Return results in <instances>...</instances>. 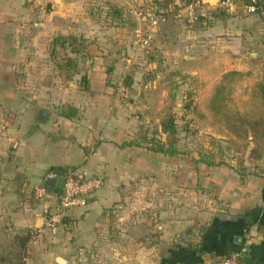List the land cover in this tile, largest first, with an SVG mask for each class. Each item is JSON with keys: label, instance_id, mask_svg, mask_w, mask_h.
I'll return each mask as SVG.
<instances>
[{"label": "crops", "instance_id": "crops-1", "mask_svg": "<svg viewBox=\"0 0 264 264\" xmlns=\"http://www.w3.org/2000/svg\"><path fill=\"white\" fill-rule=\"evenodd\" d=\"M126 1L134 0H0V264H14L11 251L24 235L23 264H58L57 257L61 264H211L233 253L240 264H264L263 175L241 180L232 165L126 145L157 124L156 96L161 106L166 99L161 83H143L150 65L132 31L94 13ZM208 2L218 10L217 0ZM244 7L207 28L170 20L164 27L176 36L159 34L154 46L174 64L230 34L247 46L254 16ZM257 17L264 23V11ZM59 35L87 40L76 73L55 65ZM124 77L131 84L122 95ZM54 169L98 177L102 186L54 231H42L32 188Z\"/></svg>", "mask_w": 264, "mask_h": 264}, {"label": "rangeland", "instance_id": "rangeland-1", "mask_svg": "<svg viewBox=\"0 0 264 264\" xmlns=\"http://www.w3.org/2000/svg\"><path fill=\"white\" fill-rule=\"evenodd\" d=\"M144 1H126L120 8L124 14V29L132 31L130 40L134 39V29H145V24L133 13ZM235 1L236 7L242 9L248 0ZM158 4L160 7L163 5ZM102 11L99 7L94 13H103ZM248 15L254 17L252 24L248 25L251 35L247 46L246 41L239 36H220L218 44L213 45L215 48L208 46L203 54L194 52L192 56L182 60L191 63L174 64L154 46L159 34L164 36L173 33L176 36L174 31L171 32V29L162 25L157 32L150 34L151 48H140L137 52L140 58L145 59L146 66L150 65L144 71L146 83H143H161L162 89L166 91L163 106L159 104L160 94L156 96L160 110L157 114L158 122L151 129L159 128L161 120L172 113L177 127L175 146L188 153L191 160L209 149L213 143L215 147H221V158L229 165L240 171L249 170L264 176V116L253 99L257 85L264 80V25L261 27L263 22L258 20L257 15ZM250 52H254L250 55L251 58L248 55ZM60 57L61 54L58 55ZM256 59L259 61L255 62ZM250 61L252 64L248 63ZM41 69L47 72L51 65H42ZM71 83L75 84L72 80ZM124 89L126 90L120 84L118 92L125 95L122 91ZM170 91L175 93L173 100L169 97ZM186 95H190V98L186 99ZM185 103L187 106L184 109Z\"/></svg>", "mask_w": 264, "mask_h": 264}, {"label": "built area", "instance_id": "built-area-1", "mask_svg": "<svg viewBox=\"0 0 264 264\" xmlns=\"http://www.w3.org/2000/svg\"><path fill=\"white\" fill-rule=\"evenodd\" d=\"M34 1L23 0L30 6ZM217 3L226 14L234 13L235 0H217ZM256 4V0H249V4L244 7L245 12L255 14L258 10ZM210 5L208 0H170L163 8L152 0L142 2L141 6L133 11L134 15L145 24V29L138 27L133 30L138 46L149 50L151 48L150 34L157 32L170 20L186 27L196 23L201 27L206 26V21L211 19L206 15ZM61 176L64 181L63 187L58 195L52 194L53 199L48 198V190L45 186L39 185L32 188L35 199L42 203L44 217L42 231L44 229L54 231L72 208L84 206L87 198L102 186L100 178L86 176L78 170H68ZM211 264H240V253L230 254Z\"/></svg>", "mask_w": 264, "mask_h": 264}, {"label": "trees", "instance_id": "trees-1", "mask_svg": "<svg viewBox=\"0 0 264 264\" xmlns=\"http://www.w3.org/2000/svg\"><path fill=\"white\" fill-rule=\"evenodd\" d=\"M152 1L156 2L157 4L163 3L162 7L165 8L170 0H152ZM256 2H257L256 5L258 10L256 11L255 15H259L264 11V0H256ZM248 4H249V0L247 1L246 5ZM102 12L106 13V16L111 17L112 20H119L122 22L123 17L121 18L122 13L120 9L107 6L106 9H104ZM223 14H225V12L220 8H218L217 11L216 10L206 11V15L210 16L211 19L206 21V26H203L202 28H207L213 22L214 19L222 18ZM52 42H53V49L51 51V55L58 58V55L61 54V57L58 58L59 61H57L55 64L56 67L59 70L66 72V74L68 72L76 73L78 70L77 58L79 56L85 55L88 46L87 40L78 35H68V36L59 35L54 37ZM189 63L191 62L182 61L181 65H187ZM183 77H187V76H183ZM144 83H146V80L144 81ZM130 84H131V79L129 77H124L122 80V85L125 88H128ZM84 88L87 89L86 83ZM169 97L171 100H173L175 97V93L170 91ZM187 98H190V95H186V99ZM253 99L256 102V105L259 107L260 112L264 116V80L257 85V92L254 94ZM186 106L187 103L183 105V108L185 109ZM176 132H177V127L174 121V116L172 115V113H169L164 117V119L161 120L159 124V128L156 127L152 129H148L146 127L140 128V131L136 134L135 140L131 141L126 145H134L137 147L147 148L148 150L156 154L169 155V156H176L182 154L188 156V153H184L176 148L175 146ZM161 135H163V138L161 137ZM221 154H222L221 147L219 145L215 147L212 143L209 149H205L204 151L200 152L197 156V159H192V160L195 163H202L207 166H218L223 164L233 169L232 166H230L228 163L223 161V159L221 158L222 156ZM234 170L238 173L241 180L247 175H252V174L258 175L253 171H249V170L240 171L239 168L237 167H234ZM16 239L18 240L19 248H16L13 251H11L12 254H14V256L11 257L10 263L14 262V264H23L24 254L21 255L20 253L21 250L26 245L28 236L27 235L19 236Z\"/></svg>", "mask_w": 264, "mask_h": 264}, {"label": "water", "instance_id": "water-1", "mask_svg": "<svg viewBox=\"0 0 264 264\" xmlns=\"http://www.w3.org/2000/svg\"><path fill=\"white\" fill-rule=\"evenodd\" d=\"M38 121H45L47 119V113L41 112L37 117ZM63 178L57 169H54L50 174L43 178V186L51 190L54 195H58L63 187ZM58 264L63 262L62 259L56 258Z\"/></svg>", "mask_w": 264, "mask_h": 264}]
</instances>
